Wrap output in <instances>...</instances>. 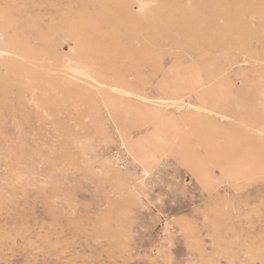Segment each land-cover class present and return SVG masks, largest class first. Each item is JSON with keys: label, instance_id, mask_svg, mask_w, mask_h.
<instances>
[{"label": "rangeland", "instance_id": "374dc122", "mask_svg": "<svg viewBox=\"0 0 264 264\" xmlns=\"http://www.w3.org/2000/svg\"><path fill=\"white\" fill-rule=\"evenodd\" d=\"M0 264H264V0H0Z\"/></svg>", "mask_w": 264, "mask_h": 264}]
</instances>
